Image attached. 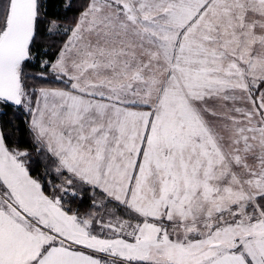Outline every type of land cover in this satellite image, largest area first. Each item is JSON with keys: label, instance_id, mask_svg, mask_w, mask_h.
<instances>
[{"label": "snow or ice", "instance_id": "snow-or-ice-1", "mask_svg": "<svg viewBox=\"0 0 264 264\" xmlns=\"http://www.w3.org/2000/svg\"><path fill=\"white\" fill-rule=\"evenodd\" d=\"M52 5L0 0V264H264V0Z\"/></svg>", "mask_w": 264, "mask_h": 264}, {"label": "trees", "instance_id": "trees-1", "mask_svg": "<svg viewBox=\"0 0 264 264\" xmlns=\"http://www.w3.org/2000/svg\"><path fill=\"white\" fill-rule=\"evenodd\" d=\"M67 0H53V5L52 7L50 8V11H57V10H60L61 11V15H67V16H70L72 15V13L75 11V8L73 7V9H71L70 11H68L66 14L62 11V7H58V6H62L64 3H66ZM71 2L73 3V5L77 4L80 2V0H71ZM17 123H19V121H17ZM21 127V131L19 133V137H20V140H21V147H25L26 145L23 143V141L26 139V131L24 130V125L21 124L20 125ZM5 131H9V127L7 125H5ZM17 135V133L12 130V136L13 138H15ZM35 174V173H33Z\"/></svg>", "mask_w": 264, "mask_h": 264}, {"label": "rangeland", "instance_id": "rangeland-1", "mask_svg": "<svg viewBox=\"0 0 264 264\" xmlns=\"http://www.w3.org/2000/svg\"><path fill=\"white\" fill-rule=\"evenodd\" d=\"M67 2H68V0H67ZM74 8H75V7H74ZM75 11H76V9H75ZM75 11H74V12H75ZM74 12H73V13H74ZM73 13H72V15H73ZM72 15H70V16H72ZM70 16H69V17H70ZM86 206H87V200L85 201V204L82 205V207H86Z\"/></svg>", "mask_w": 264, "mask_h": 264}]
</instances>
